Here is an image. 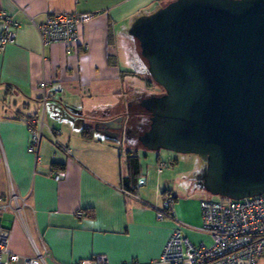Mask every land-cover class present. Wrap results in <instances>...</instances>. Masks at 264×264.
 Returning <instances> with one entry per match:
<instances>
[{
  "label": "crops",
  "instance_id": "obj_1",
  "mask_svg": "<svg viewBox=\"0 0 264 264\" xmlns=\"http://www.w3.org/2000/svg\"><path fill=\"white\" fill-rule=\"evenodd\" d=\"M168 1L0 0V10L19 23L15 40L0 50V197L12 184L27 202L24 222L12 212H1L12 251L32 256L34 242L43 259L38 264H72L95 254H104L109 264H166L152 262L175 226L172 218L156 216L167 194L175 196L173 208L183 233L193 243L210 238L200 230V188L186 191L187 185L174 179L183 171L199 185L205 161L186 158L183 167L176 158L160 169L161 175L147 177L136 147L137 153L128 149L124 156L126 141L112 125L119 116H129L128 95L146 93L127 86L133 75L148 72L131 26ZM55 11L92 13L80 23L79 41L69 50L62 42L43 45L31 23L30 17L41 22ZM42 79L60 87L43 105L38 86ZM41 116L35 160L27 150L25 119ZM84 125L92 128L89 138L82 135ZM49 128L59 131L57 140L69 152L52 141ZM108 128L112 134L101 132ZM129 151L138 158L137 180L146 174L133 193L123 189V179L130 177ZM52 169L61 170L59 179L49 175Z\"/></svg>",
  "mask_w": 264,
  "mask_h": 264
},
{
  "label": "water",
  "instance_id": "obj_2",
  "mask_svg": "<svg viewBox=\"0 0 264 264\" xmlns=\"http://www.w3.org/2000/svg\"><path fill=\"white\" fill-rule=\"evenodd\" d=\"M130 32L163 88L141 144L199 154L210 193L264 192V0H169Z\"/></svg>",
  "mask_w": 264,
  "mask_h": 264
},
{
  "label": "built area",
  "instance_id": "obj_3",
  "mask_svg": "<svg viewBox=\"0 0 264 264\" xmlns=\"http://www.w3.org/2000/svg\"><path fill=\"white\" fill-rule=\"evenodd\" d=\"M92 13L76 11H55L45 15L41 22H36L30 17L31 23L36 27L41 43L46 45L51 42H62L69 50L79 41V25L88 19ZM0 50L7 42H13L16 37L18 21L13 19L3 10H0ZM86 48V42H81ZM41 90L40 100L42 105L45 100L56 90L59 85L39 80ZM43 112V108H42ZM30 140L27 150L33 152L35 160L42 138V116L25 119ZM52 141L64 151L70 149L61 145L57 140L58 130L49 128ZM165 161H159L157 169L165 166ZM62 172L59 169L49 171L54 179H59ZM139 180L138 183H142ZM27 202L18 194L12 184L8 193L0 197V211L10 209L22 222L23 208ZM201 226L200 230L210 236V242L200 241L193 243L182 231L183 223L179 220L173 208L171 194L163 197L161 205L156 209L158 218L169 217L175 221L159 257L152 263L166 264H255L257 255L264 252V192L240 198L214 199L201 198L199 200ZM79 214L81 211L78 212ZM8 234L6 228L0 224V264H38L42 261V254L35 246L32 256L20 255L12 251L7 244ZM72 264H109L104 254H95L82 258ZM128 264V263H122Z\"/></svg>",
  "mask_w": 264,
  "mask_h": 264
},
{
  "label": "rangeland",
  "instance_id": "obj_4",
  "mask_svg": "<svg viewBox=\"0 0 264 264\" xmlns=\"http://www.w3.org/2000/svg\"><path fill=\"white\" fill-rule=\"evenodd\" d=\"M137 75H133L132 76V80L130 81L131 84L127 83L128 87H139L142 89H145L146 93L144 92L142 95H140L141 93L138 94H132L131 96H129L128 101L131 102V105L128 107L129 111H130V122L131 124H138L141 121L144 120V117L142 115H137L135 113L137 112H142L143 109L141 108V105L139 104V100L141 98V96H146V95H150V94H159L163 91V88L158 85L151 77V75L147 72L145 74H143L141 77ZM134 77V78H133ZM126 89H128L126 87ZM140 96V98H139ZM120 98V97H119ZM134 113V114H133ZM117 117V116H116ZM123 117V116H122ZM117 120H122L121 117L119 116ZM112 121V120H111ZM146 121V119H145ZM112 122H116V119H114ZM111 129H103V131L101 130V132L103 134H112L113 131H109ZM137 131V128L134 130V135L132 137V141H126V143H123L122 150H123V154L125 156L126 150L128 149H133L136 153L137 151L139 152L140 156H141V162L146 165V168L144 169V173L147 172V177L151 176H155V175H161L162 170L165 169V167H162V170H158L157 169V161L156 158L159 157L158 159L165 161L166 164H169V160H174V159H180L182 161V166L184 167V159L186 158H190L192 161V163H195V159L198 160H203L205 161V159L203 157H201L199 154L197 153H193V152H179V151H174L171 149H166V148H158V149H149L144 147L141 142L138 140V138L136 137L137 134H135ZM95 134H98L97 132H95ZM116 137V136H114ZM118 140V138H117ZM124 141V139H123ZM121 142V141H120ZM119 142V144H120ZM125 142V141H124ZM122 143V142H121ZM131 145V147H130ZM117 146L119 147L118 143ZM133 147V148H132ZM134 147H136L137 151L134 149ZM145 154V155H144ZM183 167L181 169H183ZM168 168H170V165H168ZM145 176L143 178H141L140 180H145L146 179V174H144ZM179 181L180 183H183L187 185V187L185 188L186 191H190L193 189H197V187H199V196H201V198H214V199H227L228 197L219 195V194H213L210 193L209 191H207L206 189L200 187L198 185V181L196 180L195 177L190 176L189 178H186L185 176V172H181L179 174H177L176 176H174ZM177 181V182H178ZM198 190V189H197ZM1 212H12L10 209H7L5 211H0V220L3 218V216H1ZM13 213V212H12ZM205 242L209 243L210 242V238H205ZM255 264H264V252L262 254H259L256 256L255 258Z\"/></svg>",
  "mask_w": 264,
  "mask_h": 264
},
{
  "label": "trees",
  "instance_id": "obj_5",
  "mask_svg": "<svg viewBox=\"0 0 264 264\" xmlns=\"http://www.w3.org/2000/svg\"><path fill=\"white\" fill-rule=\"evenodd\" d=\"M140 98V96H139ZM141 108L143 109V111L141 113H143L144 115H142L144 117V120L141 121L140 123L136 124V128H137V131L136 133H140L142 132L145 128H147L148 126V122H149V113L148 111H146L142 106ZM138 113V112H137ZM134 114V113H133ZM136 114V113H135ZM146 119V121H145ZM91 134H92V128L89 126V125H84L82 127V135L89 138L91 137ZM127 162H128V165L130 167V177L127 178V179H130V182L132 181V185H128L127 183L129 182L127 179H123V183H124V186H123V189L129 193H133V191L135 190L136 186V182L138 183L139 180H137V175L139 173V170H138V158L135 154H131L130 151H129V154L127 155ZM55 166H57L56 164H53ZM60 167V166H58ZM128 175V176H129ZM134 177V178H133ZM134 183V184H133ZM173 201L175 199V196L174 195H171Z\"/></svg>",
  "mask_w": 264,
  "mask_h": 264
},
{
  "label": "flooded vegetation",
  "instance_id": "obj_6",
  "mask_svg": "<svg viewBox=\"0 0 264 264\" xmlns=\"http://www.w3.org/2000/svg\"><path fill=\"white\" fill-rule=\"evenodd\" d=\"M137 115H144L141 112L136 113ZM122 116V115H121ZM120 116V117H121ZM130 116L131 114H125V116L121 117V119L123 118V120H116L115 123H112L114 129L116 130L115 132L117 133V135H119V137L121 136V138H123L125 141H132V137L135 136L134 135V130L136 129V125L135 124H131L130 122ZM137 134V133H135ZM137 137V135H136Z\"/></svg>",
  "mask_w": 264,
  "mask_h": 264
}]
</instances>
